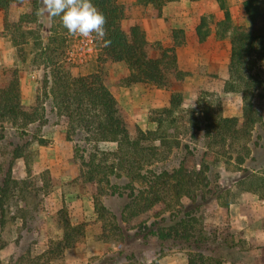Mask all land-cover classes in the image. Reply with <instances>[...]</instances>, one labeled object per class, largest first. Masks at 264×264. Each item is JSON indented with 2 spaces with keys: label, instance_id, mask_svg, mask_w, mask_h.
<instances>
[{
  "label": "trees",
  "instance_id": "1",
  "mask_svg": "<svg viewBox=\"0 0 264 264\" xmlns=\"http://www.w3.org/2000/svg\"><path fill=\"white\" fill-rule=\"evenodd\" d=\"M169 1L92 0L106 19L105 37L99 39L93 34V41L100 46V59L125 62L131 69L129 83L166 86L171 75L183 76L175 47L164 49L160 57H151L143 28L134 24L127 30L123 25L135 5L144 6L148 17L161 18ZM217 1L224 13L218 23L223 28L219 36L224 38L232 28V12L226 0ZM25 2L30 11L11 19V8ZM242 6L250 23L232 28L229 77L224 85L225 91L242 93V115L216 114L211 107L201 106L199 99L196 107L184 109L183 94L174 91L170 105L154 116V128L143 129L130 116L120 114L118 100L101 67L87 74L72 73V58L65 49L69 33L59 17L44 11L43 0H0L4 29L10 32L20 57L27 59L24 44L30 35L31 63L44 68L41 88L30 105L22 101L19 68L8 64L0 68V228L4 231L10 222L21 220L15 239L17 247L8 259L0 257V264H52L85 238L87 224L73 223L67 211L60 209L57 221L61 238L50 239L48 248L34 255L44 211L42 198L31 187L29 178L14 175L20 158L31 174V145L47 144L49 140L39 133L41 124L61 117L67 119L66 138L74 142V155L81 159L78 179L82 181L86 176V183L94 185L98 180L109 186L100 191L105 200L97 199L95 203L102 220L99 238L113 241L120 248L113 251V257L101 259L100 264H158L164 256L177 252L185 254L188 264H223L241 257L244 249L239 248V240L208 228L204 214L213 200L224 198L225 192L216 181L219 175L213 173V163H217L211 161L213 145L251 140L257 129L258 140L263 138L264 0H243ZM33 23L36 29L25 30ZM204 23L202 19L196 28L200 41L209 34L203 30ZM172 34L175 44L184 43L183 28L173 29ZM105 40L111 43L105 46ZM186 116L191 129L188 142L182 143L170 135L168 128ZM258 140L254 142L256 148ZM102 142L116 143V148L104 150ZM178 146L182 153L175 154L177 165L169 169V163L160 160ZM245 148L250 154L252 149ZM238 159L245 163V156ZM262 181L263 177L247 168L238 179L244 190L255 193H259ZM115 200L119 205L114 204ZM230 203L225 201L223 206L228 210ZM5 244L1 243L0 249Z\"/></svg>",
  "mask_w": 264,
  "mask_h": 264
},
{
  "label": "rangeland",
  "instance_id": "2",
  "mask_svg": "<svg viewBox=\"0 0 264 264\" xmlns=\"http://www.w3.org/2000/svg\"><path fill=\"white\" fill-rule=\"evenodd\" d=\"M242 2L243 0H226L232 12V28L248 26L250 23L243 10ZM172 5L176 6L167 15L170 23L153 22L146 25V30H143L150 43L151 57H160L164 49L175 47L177 65L183 72L182 78L171 75L166 86H157L153 83H129L127 79L131 69L125 62L102 61L98 43L93 42L86 46L89 37L82 38L65 33L67 34L65 49L68 52L66 55L72 57L70 64L72 73L87 74L101 67L110 89L118 100L120 114L130 116L143 129L154 128V116L159 109L170 105V97L174 91L183 94L184 109L196 107L199 99L201 106L211 107L216 114L241 116L242 93L224 90L225 81L229 77L232 28L224 38H220L223 28L218 23L224 18V13L219 7V1H198L194 4L195 6L190 5L189 9L184 3L182 6L191 12L183 17L172 13L177 8L182 9L180 4L172 3ZM28 11L30 6L25 2L23 5L13 6L10 17L18 19ZM133 13L138 20L148 17L144 6L135 5L132 16L123 21L124 28L127 30L134 25ZM3 18L4 11L0 9V68L2 64L19 68L22 101L30 105L41 88L44 68L31 63L33 38L30 35L27 43L24 44L27 59L22 60L11 40L10 32L4 29ZM202 19H205L203 30L209 31L205 41H200L196 34V27ZM29 25L25 30H34L37 27L36 23ZM175 28L185 30V41L181 45L174 42L172 31ZM181 40L177 38V41ZM187 121L188 116L184 120L179 118L175 126L168 128L170 135L178 137L182 143L188 142L189 138L191 128ZM66 129L65 117L58 120L50 118L46 123L41 124L39 133L49 140L47 144L34 142L31 145V153L34 155L31 161V174H28L22 158L18 159L14 166L15 177L29 178L32 181L31 187L39 192L44 207L42 223L36 235L38 242L33 247V254H40L43 249H47L50 239L61 238L62 230L57 218L58 211L65 209L72 220L82 218L83 222H86V234L79 246L71 249L62 260L52 264H100L101 259L113 257V251L120 248L113 241L106 242L99 238L102 220L95 203L97 199L105 200L100 191L101 188L108 189L109 186L98 180L94 185L86 183V176L82 178V181L78 179L82 171L81 159L75 157L74 142L66 138ZM258 131L260 129L254 131L251 140L239 142L228 140L225 144L218 142L211 150V161L217 162L213 163V173L215 176L219 175L216 181L225 192L223 199L213 200L206 207L204 222L208 228L218 230L225 237L235 236L239 240V248L244 251L252 247H264V130L263 138L260 140L257 138ZM256 140H258L257 148ZM100 146L104 150L112 151L116 148V143L102 142ZM246 146L252 149L250 154ZM181 153L182 148L173 147V152L168 150L160 161H167L169 169H172L177 165V160L174 161L173 157ZM184 155L185 153L181 156ZM241 156H245V163L239 162L238 158ZM190 162H193L192 158ZM245 168L263 177V181L259 184V193L246 191L239 185V176ZM225 201L231 202L228 210L223 206ZM114 204L119 205L118 200H115ZM107 217L112 221V215L109 212ZM20 224L21 220L17 219L15 222H10V227L6 230L2 231L0 228V244L6 243L0 249V257L5 260L17 247L15 239ZM97 241L106 242L108 245L102 246L101 242ZM90 246L93 248H89Z\"/></svg>",
  "mask_w": 264,
  "mask_h": 264
},
{
  "label": "clouds",
  "instance_id": "3",
  "mask_svg": "<svg viewBox=\"0 0 264 264\" xmlns=\"http://www.w3.org/2000/svg\"><path fill=\"white\" fill-rule=\"evenodd\" d=\"M44 11L51 17H59L71 35L88 38L95 34L99 39L106 35V19L92 0H43ZM111 41L105 40L107 46Z\"/></svg>",
  "mask_w": 264,
  "mask_h": 264
},
{
  "label": "crops",
  "instance_id": "4",
  "mask_svg": "<svg viewBox=\"0 0 264 264\" xmlns=\"http://www.w3.org/2000/svg\"><path fill=\"white\" fill-rule=\"evenodd\" d=\"M125 1L132 2L135 0H125ZM198 1H202V0H198ZM198 1H192V0L169 1L168 5L165 8L164 16L161 18L146 17V18L138 20L135 13H133L134 14L133 15L134 19H132L133 24H139L144 30H146L145 29L146 25L148 26V25H150V23L152 24L153 22H158V24H166V23L168 24V23H170V18H167V15L170 14V10L174 6H176V5H172V3L180 4V6L182 7V9L177 8L172 13H174L175 16H182L183 17V16L189 15L191 11L186 10L185 7L182 5L184 3H186L188 5V7H186V8L189 9L190 5L195 6L194 4H196ZM70 220L75 224L83 223V221H84L82 218L80 220H72L70 218ZM263 238H264V235H263ZM97 242H101L102 246L108 245V243L103 242V241H97ZM97 242H95V243H97ZM92 246H90L89 248H93ZM71 249H73V248L68 249L65 254H68ZM44 250H46V249H43V251ZM178 254H181V255L178 256ZM182 255H184V256H182ZM146 264H150V262H148ZM158 264H188V262H187V257L185 256L184 253L177 252V253H172V254L164 256L163 258H161L158 261ZM223 264H264V247H262V248L252 247V248L246 249L245 251L243 250L241 257H239L238 259H236L234 261L224 262Z\"/></svg>",
  "mask_w": 264,
  "mask_h": 264
},
{
  "label": "built area",
  "instance_id": "5",
  "mask_svg": "<svg viewBox=\"0 0 264 264\" xmlns=\"http://www.w3.org/2000/svg\"><path fill=\"white\" fill-rule=\"evenodd\" d=\"M93 38H94V35H92V36L89 37V39H88L89 41L86 43V46H88L90 43H93L94 42L93 41Z\"/></svg>",
  "mask_w": 264,
  "mask_h": 264
}]
</instances>
